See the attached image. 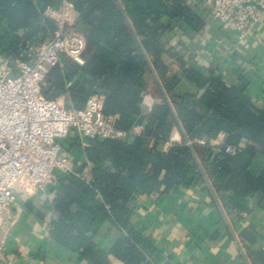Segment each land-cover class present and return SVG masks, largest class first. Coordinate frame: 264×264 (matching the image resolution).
Masks as SVG:
<instances>
[{
    "label": "trees",
    "instance_id": "trees-1",
    "mask_svg": "<svg viewBox=\"0 0 264 264\" xmlns=\"http://www.w3.org/2000/svg\"><path fill=\"white\" fill-rule=\"evenodd\" d=\"M68 1L78 14L76 26L85 34V63L64 57L62 65L50 67L43 96L57 100L68 94L72 109L82 113L88 99L98 95L104 115L112 116L117 128L129 132L143 124V130L131 142L89 140L80 175H59L50 238L92 264H145L155 246L132 227L134 197L162 196L194 171L207 176L225 209L249 211L244 200L250 195H258L264 209V168L250 171L254 159L264 156V108L252 102L245 78L229 84L211 67L202 73L165 41L166 33L175 29L191 38L203 28L187 0ZM62 3L0 0L1 61L14 66L18 60H31L56 28L46 12L60 9ZM163 57L179 64L196 93L177 90L181 77ZM68 80L73 82L70 88ZM149 89L156 100L145 111L143 95ZM175 129L180 142L158 150ZM219 133L226 140L213 145L211 139ZM228 145L235 147L234 153L226 152ZM105 221L125 231L108 250L95 239ZM244 237L253 241L249 233ZM252 262L264 264V251L254 253Z\"/></svg>",
    "mask_w": 264,
    "mask_h": 264
},
{
    "label": "crops",
    "instance_id": "crops-1",
    "mask_svg": "<svg viewBox=\"0 0 264 264\" xmlns=\"http://www.w3.org/2000/svg\"><path fill=\"white\" fill-rule=\"evenodd\" d=\"M254 3L264 5V0ZM187 5L202 19L203 28L191 38L175 29L166 33L165 41L202 73L208 74L211 67L229 84L245 78L250 83L252 102L264 108V7L259 6L258 22L239 43L232 30L211 16L207 0H187ZM162 22L166 24L168 18ZM163 58L172 65V73L181 77L177 90L196 93L197 87L182 77L179 64ZM66 98L61 97L65 102ZM155 100L151 89L145 92L144 110L149 111ZM142 130L143 124L136 125L134 134L124 140L131 142ZM170 140L180 141V131L175 129ZM225 140L226 135L219 133L211 143L219 145ZM62 142L72 157L73 169L78 171L86 161L84 148L89 139L72 131ZM168 148L165 142L158 145L160 151ZM263 168L264 156L258 155L250 171L258 173ZM58 188L59 172L51 184L33 194L18 190L16 202L8 211L9 222L0 230L4 241L0 264H92L49 236L52 201ZM244 203L249 211L237 213L232 208L225 209L211 181L198 171L162 196H135L132 227L142 231L155 246L145 264H253V254L264 251V209L259 206L258 195H250ZM122 233L125 231L105 221L95 239L101 248L108 250ZM246 233L251 234L252 242L244 237Z\"/></svg>",
    "mask_w": 264,
    "mask_h": 264
},
{
    "label": "built area",
    "instance_id": "built-area-1",
    "mask_svg": "<svg viewBox=\"0 0 264 264\" xmlns=\"http://www.w3.org/2000/svg\"><path fill=\"white\" fill-rule=\"evenodd\" d=\"M207 2L211 16L232 30L239 43L258 22L259 8L264 7L255 5L254 0ZM46 13L56 21V28L36 55L29 61H16L14 66L3 61L0 64V230L9 222L8 211L16 202L18 190L33 194L51 184L58 172L80 175L62 142L70 132L89 140L125 139L135 132V127L129 132L117 128L114 118L104 115L98 95L88 99L82 113L72 109L68 94L64 104L61 98L43 96L50 67L62 65L64 57L83 65L86 50L85 34L75 24L78 14L71 2L63 0L60 9ZM72 84V80L66 81V88ZM175 142L180 141L165 143L170 147ZM226 152L234 153L235 147L228 145ZM3 243L0 238V251Z\"/></svg>",
    "mask_w": 264,
    "mask_h": 264
},
{
    "label": "rangeland",
    "instance_id": "rangeland-1",
    "mask_svg": "<svg viewBox=\"0 0 264 264\" xmlns=\"http://www.w3.org/2000/svg\"><path fill=\"white\" fill-rule=\"evenodd\" d=\"M0 64H1V59H0ZM149 80H150V83H151V78H149ZM60 101H62L61 103H65V101L62 99V100H60ZM57 172V170H55V173Z\"/></svg>",
    "mask_w": 264,
    "mask_h": 264
}]
</instances>
